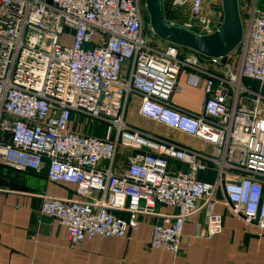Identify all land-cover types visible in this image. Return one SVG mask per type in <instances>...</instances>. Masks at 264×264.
I'll use <instances>...</instances> for the list:
<instances>
[{
  "label": "built area",
  "instance_id": "built-area-1",
  "mask_svg": "<svg viewBox=\"0 0 264 264\" xmlns=\"http://www.w3.org/2000/svg\"><path fill=\"white\" fill-rule=\"evenodd\" d=\"M170 7L187 13L171 23L201 36L224 23L222 0H170ZM239 7L235 71L231 55L152 46L145 0H0V165L46 169L50 182L76 186L74 199L41 196V215L67 229L71 247L124 238L149 216L162 218L149 247L176 255L194 216L202 217L195 237L221 234L219 193L235 216L264 231V3L239 0ZM183 74L204 89L199 113L172 102ZM133 93L141 117L191 141L126 124ZM79 118L102 122L104 136L72 130ZM120 147L136 154L114 173ZM210 172L211 181L199 177ZM159 206L177 212L164 216Z\"/></svg>",
  "mask_w": 264,
  "mask_h": 264
},
{
  "label": "crops",
  "instance_id": "crops-1",
  "mask_svg": "<svg viewBox=\"0 0 264 264\" xmlns=\"http://www.w3.org/2000/svg\"><path fill=\"white\" fill-rule=\"evenodd\" d=\"M179 84L182 91L172 102L186 111H202L205 93L202 86L188 82L185 74ZM140 96L133 93L124 115L126 124L145 133L175 138L187 145L191 139L157 125L139 114ZM71 129L84 134L100 135L88 121L74 120ZM136 153L120 147L112 170L123 172L128 160ZM178 167L176 162L172 163ZM106 167L107 163H101ZM213 172L199 177L213 180ZM43 194L54 198L74 199L76 186L54 183L47 178V170L18 171L0 165V264H264V231L245 223L235 216L218 194L215 214L222 218L221 234L211 239L195 237L201 216L189 219L183 229L178 254L149 247L152 227L161 222L160 217H140L136 229L124 238H96L71 247L67 229L56 219L41 215ZM159 214L173 216L176 209L159 206ZM128 217V214H123ZM40 218L41 222L37 220Z\"/></svg>",
  "mask_w": 264,
  "mask_h": 264
},
{
  "label": "water",
  "instance_id": "water-1",
  "mask_svg": "<svg viewBox=\"0 0 264 264\" xmlns=\"http://www.w3.org/2000/svg\"><path fill=\"white\" fill-rule=\"evenodd\" d=\"M224 23L210 36H201L166 19L164 0H145L150 26L162 41L195 52L206 58L225 59L242 43L244 25L239 0H222Z\"/></svg>",
  "mask_w": 264,
  "mask_h": 264
},
{
  "label": "rangeland",
  "instance_id": "rangeland-1",
  "mask_svg": "<svg viewBox=\"0 0 264 264\" xmlns=\"http://www.w3.org/2000/svg\"><path fill=\"white\" fill-rule=\"evenodd\" d=\"M168 4V7L171 9V13L173 14L171 16V18L169 19V21L172 22H176V20H182V21H186V17L185 16H180V15H187V13L185 11H172L173 9L170 7V0H165ZM264 3V0H259V5L261 6ZM165 5V4H164ZM148 12V11H147ZM145 11V32H144V36L146 38V40L154 47H164L166 45V42L162 41L161 39H159L154 33L153 31H151L150 27L147 26V24L150 22H148L149 20V15ZM180 16V17H179ZM179 17V18H178ZM181 18V19H180ZM244 21H247V18H244ZM179 22V21H178ZM177 22V23H178ZM185 51V50H183ZM189 52V51H188ZM187 52V53H188ZM201 56V55H200ZM231 59H232V64L234 65V70H237V66L238 63H240V47L233 53L231 54ZM85 120L88 121V126H91L97 130V132H100V137L104 136L105 133V128L106 125H104L102 122L98 121V120H90V119H85V118H79L78 121L83 123Z\"/></svg>",
  "mask_w": 264,
  "mask_h": 264
},
{
  "label": "trees",
  "instance_id": "trees-1",
  "mask_svg": "<svg viewBox=\"0 0 264 264\" xmlns=\"http://www.w3.org/2000/svg\"><path fill=\"white\" fill-rule=\"evenodd\" d=\"M164 7H165V16H166V19L169 21V19L171 18V16L173 15L172 13H171V9L168 7V4H167V2L165 1L164 2ZM172 11H174V10H172ZM183 49V48H182ZM183 50H185V52H188L189 50H186V49H183Z\"/></svg>",
  "mask_w": 264,
  "mask_h": 264
}]
</instances>
